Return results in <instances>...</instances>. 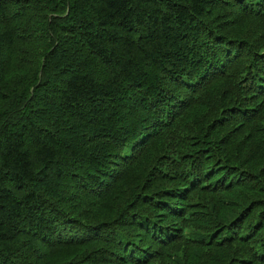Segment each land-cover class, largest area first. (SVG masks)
<instances>
[{
  "label": "trees",
  "instance_id": "1",
  "mask_svg": "<svg viewBox=\"0 0 264 264\" xmlns=\"http://www.w3.org/2000/svg\"><path fill=\"white\" fill-rule=\"evenodd\" d=\"M0 264H264V0H0Z\"/></svg>",
  "mask_w": 264,
  "mask_h": 264
}]
</instances>
